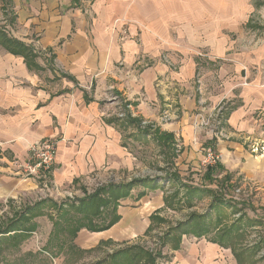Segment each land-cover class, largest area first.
I'll return each mask as SVG.
<instances>
[{"label": "crops", "instance_id": "obj_1", "mask_svg": "<svg viewBox=\"0 0 264 264\" xmlns=\"http://www.w3.org/2000/svg\"><path fill=\"white\" fill-rule=\"evenodd\" d=\"M1 1L0 8L14 12L11 25L26 34L15 36L0 28L31 44L37 55L33 66L0 45V205L35 191L36 181L20 179L10 168L26 159L30 143L45 137H62L52 171L59 186L69 188L74 179L91 172L132 167L123 121L110 115L107 94L125 101L121 115L130 111L129 105L133 115L153 122L164 93L166 97L175 93L167 86L185 88L178 99L181 115L163 127L181 136L184 149H189L188 162L198 158L195 149L201 152L204 148L199 146L208 137L202 138L190 114L199 99L192 82L201 69L205 82L217 65L231 72L223 77L229 91L225 97L231 101L225 115L227 132L244 136L264 132V44L241 55L232 53L229 65L192 52L225 56L235 32L222 28L233 30L236 22L231 16L223 18L226 0H4L3 5ZM248 19L241 26L246 27ZM31 33L37 38L29 37ZM32 42L50 53L48 64L40 61L41 50ZM235 60L245 61L244 66ZM237 70H245V75ZM234 143L222 140L219 146ZM158 204L151 195L137 201L126 198L117 208L115 224L102 231L82 228L73 243L89 248L99 240L114 242L142 233L149 225V211ZM227 260L219 244L185 238L166 264H228Z\"/></svg>", "mask_w": 264, "mask_h": 264}, {"label": "rangeland", "instance_id": "obj_2", "mask_svg": "<svg viewBox=\"0 0 264 264\" xmlns=\"http://www.w3.org/2000/svg\"><path fill=\"white\" fill-rule=\"evenodd\" d=\"M232 1L226 0L222 5L223 18L231 16L236 19L233 30L222 28L226 33L235 32L229 37L225 56L192 50L201 58L210 57L215 64L222 62L229 65L233 63L228 57L232 53L241 55L255 51L264 44V0ZM1 4H6V1H1ZM0 9V27L4 26L15 36L26 34L20 27L14 26L16 24L11 25L15 17L10 7L3 6ZM247 19V26H241ZM35 34L28 36L35 39ZM35 46L41 50L37 43ZM40 52V61L48 64L50 53L46 50ZM235 61L238 66H244L245 61ZM215 66L209 70L211 73L206 74L205 82L202 69L192 82L199 99L190 114H193L195 126L200 129L202 138L208 136L204 138L207 142H201L199 146L204 149L201 152L198 147L195 149L198 158L185 162L189 149H184L181 136L163 127L181 115L178 99L186 92L183 87L168 85L167 88L171 87V92H175L172 93L173 99L164 93L159 116L153 122L133 115V108L129 105L126 107L130 111H124V115H121L125 110V101H121L117 94L104 95L106 102L109 101L110 115L119 116L120 122L123 121V139L127 151L133 157L132 167L91 172L83 179H74L73 185L66 188L52 179L56 154L48 172L30 173L23 170V165L17 164L19 167L16 165L15 169L12 166L11 173L20 179L34 180L37 186L33 193L30 191L0 205V227L27 206L41 200L43 214L30 220L35 228L22 240L19 237L11 239L0 233L2 263L52 264L57 261V264H166L183 239L193 241L197 238L215 242L225 249L229 256L228 264H264V132L259 130L249 136L230 135L227 132L225 115L231 107V101L225 97L229 91L225 90L223 77H228L231 72L217 65L212 67ZM237 72L241 76L245 75V70ZM212 96L215 100H211ZM44 139H53L57 145L62 137ZM222 140L235 143L226 144L230 146L224 148L219 146ZM208 150L217 159L207 162L205 167L203 159L207 157ZM92 195L98 196L93 199V203L96 202L99 208L96 214H92V209L88 211L93 224L106 225L114 214L117 218L100 230H90L85 226L78 230L109 229L119 220L117 208L126 198L137 201L145 195H151L159 204L149 211V225L142 233L129 238L121 237L114 242L99 240L94 246L81 248L73 243L78 231H72L84 218V212L78 210L80 201ZM54 220L58 222V227L57 223H53ZM83 222H87L86 218Z\"/></svg>", "mask_w": 264, "mask_h": 264}, {"label": "trees", "instance_id": "obj_3", "mask_svg": "<svg viewBox=\"0 0 264 264\" xmlns=\"http://www.w3.org/2000/svg\"><path fill=\"white\" fill-rule=\"evenodd\" d=\"M0 45H2L5 49H7L9 52L13 54L22 55L27 64L30 63L33 66L36 65L34 59L37 53L35 52V49L31 46V44H27L17 39L16 37L8 35L5 32V30H3L2 28H0ZM32 62H34V64ZM207 168H210V167L208 166ZM123 187L124 186H121L120 188H123ZM117 191L120 192V190L118 189ZM91 197H89L87 200L80 201V206H78V210L86 213V214L83 213V216H84L83 220H85L86 218L87 222L84 223L83 220H80L78 222V225L75 226L72 232L75 233V231H78V229L81 226H85L86 228L90 230H100L112 224L113 221L117 218V215L114 214L113 218L110 221H108L106 225L104 224V225L98 226V225L93 224L92 219L89 218L88 211L92 209L91 210L92 214H96L99 208L96 207L97 206V204H95L96 202L93 203V199L97 198L98 196L92 195ZM42 201L43 200L33 203L30 206H27L24 209V211L16 214L15 218L11 219L10 222H7L5 225H3V227H0V233H3L6 236H9L11 239L15 237H19L22 240L24 236L28 235L29 232L35 228V224L31 222L30 220L35 216H39L43 214L41 210V206H40L43 204L41 203ZM98 201L100 203L101 199L99 198ZM68 219H72V218H68ZM26 222H31V223L27 225L25 224ZM53 223L54 224L57 223L56 227H58V222L56 220H54ZM1 261L2 260L0 259V262Z\"/></svg>", "mask_w": 264, "mask_h": 264}, {"label": "built area", "instance_id": "obj_4", "mask_svg": "<svg viewBox=\"0 0 264 264\" xmlns=\"http://www.w3.org/2000/svg\"><path fill=\"white\" fill-rule=\"evenodd\" d=\"M56 148L57 145L53 142V139L42 138L37 142H32L28 145L26 159L20 165H23V170H26V172H48L51 170V163L53 157H55ZM213 154V152L208 150L207 157L203 159L205 167L207 162H214L217 159V156Z\"/></svg>", "mask_w": 264, "mask_h": 264}]
</instances>
